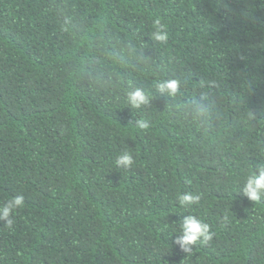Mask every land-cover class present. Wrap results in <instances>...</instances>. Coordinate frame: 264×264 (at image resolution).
<instances>
[{
  "label": "trees",
  "instance_id": "obj_1",
  "mask_svg": "<svg viewBox=\"0 0 264 264\" xmlns=\"http://www.w3.org/2000/svg\"><path fill=\"white\" fill-rule=\"evenodd\" d=\"M258 165L264 0H0V202L25 198L0 264H264V199L241 192ZM187 215L215 233L191 253Z\"/></svg>",
  "mask_w": 264,
  "mask_h": 264
},
{
  "label": "clouds",
  "instance_id": "obj_2",
  "mask_svg": "<svg viewBox=\"0 0 264 264\" xmlns=\"http://www.w3.org/2000/svg\"><path fill=\"white\" fill-rule=\"evenodd\" d=\"M154 24L156 31L152 33V38L155 41L165 42L168 36L163 30L161 21L157 19ZM156 87L161 94L174 96L180 88V82L178 80H165L158 82ZM149 99L148 94L139 87L130 89L127 93V102L132 108H141L149 103ZM200 111H203V105H194L193 113L196 114ZM136 123L140 130H145L148 127V124L142 120ZM113 163L117 169L128 170L135 165L136 159L131 150H124L116 156ZM241 192L250 201L264 199V165H258L255 170L247 175ZM176 199L181 207H190L198 204L201 196L192 192H178ZM24 205L25 198L23 195H16L0 202V222L8 229H12L15 222V213L22 209ZM177 231L179 234L175 237V243L186 253H191L193 246L198 243L208 244L215 235L210 225L196 215L185 216Z\"/></svg>",
  "mask_w": 264,
  "mask_h": 264
}]
</instances>
